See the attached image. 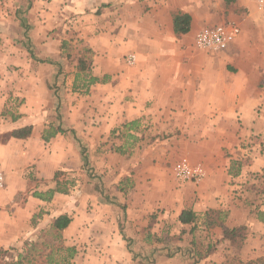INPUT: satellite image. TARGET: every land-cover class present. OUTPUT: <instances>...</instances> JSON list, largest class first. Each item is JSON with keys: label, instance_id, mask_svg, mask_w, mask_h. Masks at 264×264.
<instances>
[{"label": "crops", "instance_id": "crops-1", "mask_svg": "<svg viewBox=\"0 0 264 264\" xmlns=\"http://www.w3.org/2000/svg\"><path fill=\"white\" fill-rule=\"evenodd\" d=\"M77 1L86 11L109 6L105 14L114 11L115 15L111 21H105L106 28L97 31L98 35L92 32V45L100 48H93L91 71L70 69L69 56L57 51L59 41L54 34L47 37L50 30L45 28L48 32H42L46 38L36 40L45 44V48L40 46L39 58L35 55L42 59L39 65L25 56L19 61L22 69L18 74L5 71L0 77V171L6 178L5 187L0 189V248H18L22 252L26 241H41L53 219L68 214L72 223L63 231V240L78 250L71 264H137L131 251L139 252L140 245L146 253L152 251V238L163 233L166 217L159 218V224L153 227L149 216L154 208L148 194H140L139 171L131 180L128 195L122 188L112 196L89 191L67 195V201L81 203L76 212L73 207L64 212L57 210L55 205L62 195L55 193L50 198L47 193L55 189L58 172L70 175L79 169L83 152L97 165L98 172L119 176L117 181L126 175L132 177L143 161L137 157L138 148L126 152V142L109 147L110 135L136 140L148 129L145 125L153 123L149 132L160 136L157 124L179 123L189 129V150L194 147L193 151L202 154L205 147L214 146L221 153L224 146L231 154L205 167V178L190 187L195 186L201 198L200 210L192 209L199 216L196 230L204 225L216 235L217 245H228L221 227L204 224L208 212L212 215L226 211L229 222L236 219V225L229 224L230 228H248L242 249L246 251L245 261L252 264L264 257V13L256 8V2L252 3L254 8H248L242 33L234 45L224 53L209 54L196 51L194 43H185L190 33L175 35L174 16L168 15L173 8L170 5H175L172 0H163L162 4L168 3L169 8L153 5L149 15L136 17L133 10L139 0ZM46 7L52 10L55 5L52 2ZM69 9L73 10L72 6L65 4L57 19L66 22ZM39 11L42 13L38 17L31 16L32 12L30 17L38 20L48 16L46 11ZM124 12H132L134 18L125 23L121 20ZM48 17L47 26L55 21L54 16ZM145 17L150 19L149 23ZM140 27L149 29L141 33ZM127 32L129 35L124 34ZM125 44L136 51L129 54L135 57L134 63L123 72L125 68L117 65ZM108 75L113 76L112 80ZM94 78L99 81L92 82ZM76 86H85L82 91L91 93L90 99L94 101L79 100ZM109 89L112 93L107 92ZM100 108L102 112L96 114L95 110ZM133 122L136 128L128 130L125 125ZM207 124L208 131L204 130ZM27 126L33 127L28 138L11 136L14 130ZM51 127H61L65 134L58 133L46 142L43 136ZM143 159L146 161L147 156ZM204 161L209 164V158ZM118 162L123 165H117ZM148 165L146 174L153 170L151 161ZM90 203L94 210H84ZM183 210L174 221L180 235L190 233L192 228L180 223ZM39 213L42 217L33 224ZM212 254L207 250L197 255L198 264L219 261ZM89 255L97 257L89 261Z\"/></svg>", "mask_w": 264, "mask_h": 264}, {"label": "rangeland", "instance_id": "rangeland-1", "mask_svg": "<svg viewBox=\"0 0 264 264\" xmlns=\"http://www.w3.org/2000/svg\"><path fill=\"white\" fill-rule=\"evenodd\" d=\"M153 1L155 3L151 4ZM165 1L170 2V0ZM172 1L175 2V5H170V7L173 8L170 10V12H168L169 16H175L178 12L183 13V11H187L192 16V33L190 32V37L185 39V43H187L189 46L194 43L193 39L195 35L201 30L224 23H234L238 25L241 28L242 33V25L245 23V16L248 13V8H254L252 3L256 2V0ZM52 2L55 7L50 10L46 6H49ZM43 3H46V5H42ZM162 3L163 0H139L133 10L134 17L139 14L142 16L149 15V10L154 6L160 7V5H163L169 8L167 5L168 3ZM65 4H70L73 10L69 9L71 13L68 15L69 17L67 21L63 22L62 20L57 19V17L59 14H61L60 10L64 8ZM255 4L256 8L258 9L257 3ZM35 6L37 11L34 8ZM108 7L109 6L99 8L96 7L95 9L86 11L81 6V2L77 0H69V2L65 0H0V77L5 73V71H8L14 75L18 74V72L22 69L19 61H23L25 56L32 60L33 64L34 62H37L38 66L42 59H37L35 55L39 58L41 53L40 46L45 48V44L44 42L42 44L36 43V40H39L40 38H46L44 32H46L48 29L50 31H47L49 33L47 37L54 34L56 39L59 41L58 44L60 50L57 51H61L65 57L69 56L67 60H69L68 65L72 67L70 69L80 71L78 68L80 60L82 59L86 64V71L88 69L91 71L95 56L93 48L95 49L100 47L97 45H92V39H90V37H92V32H94L95 35H98L97 31H103V28H106V20L109 19V21H111L113 18H115V15H113L114 11H108V13L105 14V9ZM39 10L46 11L47 14L45 15L54 16L55 21L51 22V25L47 26L46 22H49L47 20L49 17H44V13L42 15L43 17H39L38 20H35L34 17H30V12H32L31 16H36L37 14L38 17L39 14L42 13ZM131 14L132 12H124V14H122L121 20L124 19L125 23L129 22L130 19L134 18ZM145 21L146 23H149L150 19L145 17ZM33 22H35L37 26L34 27ZM38 22L39 25L37 24ZM42 23L44 24L42 25ZM119 28L123 29L121 26ZM145 29L149 28H139L141 33H143ZM42 30H44V32H42ZM41 33L44 35H41ZM111 33L113 34L114 31ZM124 34L129 35V32ZM132 51L135 52L136 50L131 49L128 44H125V49L121 50V57L118 59L120 64L117 66L119 68H125V71L123 72L128 71V68L131 67V63L129 62V54H131ZM196 51L201 52L198 49ZM56 54H58V52H56ZM108 76L110 80H112L113 76ZM81 84L82 81L79 85ZM76 89H79L76 91L78 94L77 98L79 100L82 98H87L90 101H94L93 99H90L92 96L91 93L82 91L85 89V86H76ZM110 91L111 89H109L107 92ZM102 110L103 109L101 108L100 111H97L96 109L95 113L99 114L102 112ZM154 125L155 124L153 123L148 125L146 124L145 126H149L148 129H144V134L142 132V136L137 137L136 140L131 138H126L124 140L123 138H119L112 134L107 140V144H111L109 147L122 142L124 144L126 142V152H130L131 149L133 150L135 147L138 148L137 157L143 161L144 156H147V160L144 162L142 161L143 163L141 162L139 170L132 172V177L130 175H126V177H121L120 180L117 181L119 176L110 174L109 172H98L97 165L94 164L91 158H87L85 156V152H83V163L81 165L79 164V169L70 175L62 174L59 177L60 182H62V185L64 186L63 188H65L67 191L64 194L60 193L62 197H60V199L57 201L55 208L64 212L65 210H70L73 207L74 212H76V208L79 207L81 203H77L76 200L67 201V195L78 196L81 194H86L88 191L90 193L101 194L103 196L106 194H108L107 196H112L114 192H118V190L122 188L125 191V194L128 195L132 189L131 184H133V182L131 180H133L134 175H136L137 171H139L140 178L142 179L140 194H148L150 204L154 208L153 214L149 216L153 221V227H155L157 223L159 224V218L162 216L166 217L164 219L165 227L163 233L161 235L155 234L152 238V251L150 250L148 253H146L143 249V245H140L142 249L139 252L136 253L131 251L133 256L137 258V264H198L197 255L205 254V251L207 250L209 251V254L213 253V256L216 254L219 261H205L201 264H250L249 262L245 261L246 251H242L243 246L241 249H236L234 247H229L230 245L228 244V246L225 243L217 245L215 241L217 238L216 235L212 233V230L207 231L206 228H204V225H200L201 228L198 230L184 235H180V230H177L174 227V221H176V216L180 210H183L184 208H191L193 210L196 208L197 210H200L199 208L201 204V198L198 196L199 191L195 190V186L190 188L192 185H194L192 183L195 182H188L184 184L180 183L175 177L174 167L176 164L183 159H187L192 166L201 165L205 169V167L208 168V165L211 166L215 164V161L217 160L230 157L231 154L227 153L228 151L224 148V146L221 147V153L219 148L214 146L205 147V152L201 150L202 154H200V151H193L194 147H191L192 150H189L187 142L192 139L191 136H187L189 135V129L185 130V128L181 127L182 125L179 123L174 125L166 124V126L165 124L160 125L159 123L157 125L161 133L160 136H155L153 135V132H149V129H152ZM208 129L209 126L207 124L204 127V130L208 131ZM145 131L148 132L146 133ZM162 135H164V137H162ZM75 140L81 143L79 139L76 138ZM202 141L209 142L210 139H202ZM131 155H134L133 152ZM207 158H209V164H206L204 161V159ZM150 161L152 162L153 170L147 172L146 174L145 167L149 166L148 163ZM112 162L113 161L109 163ZM116 164L120 165L122 163L118 162ZM115 181L117 182L114 183ZM94 208L95 207L90 203L86 205L84 210H88L90 212L93 211ZM225 212H222L223 216L225 217L223 220L224 226L229 227V224L231 226L236 225V219L233 222H229V218L225 216ZM214 216L218 218V213L215 212ZM188 230H190V227ZM218 236L221 235L218 234ZM41 238V241H36L38 244L47 242L54 248L61 246L59 245L58 240H55L51 234H42ZM191 240L196 242L198 246L195 247L192 245ZM199 244L202 245L200 246ZM65 245L71 247L67 243H65ZM205 246L208 247L205 248ZM209 248L211 250H209ZM17 251L20 252V249ZM47 252H50V250H47ZM36 254L37 253L34 252V256ZM60 254L65 255L64 252H60ZM14 255H17V252L14 253ZM55 256L58 258L60 255L58 253ZM95 257L97 256L89 255L88 260L90 261ZM258 260H262L263 262L264 257ZM1 261L2 260H0V262ZM40 261L41 259L36 258V262Z\"/></svg>", "mask_w": 264, "mask_h": 264}, {"label": "trees", "instance_id": "trees-1", "mask_svg": "<svg viewBox=\"0 0 264 264\" xmlns=\"http://www.w3.org/2000/svg\"><path fill=\"white\" fill-rule=\"evenodd\" d=\"M33 1V0H31ZM192 29V16L189 13H182L178 12L173 17V30L177 37H182L191 32ZM86 64L84 60H80L79 64V70L84 71L86 70ZM104 79H107V76L104 77ZM99 81V79L94 78L92 82ZM125 127L128 130H131L133 128H136V123H127ZM33 127L27 126L24 128H20L17 130H14L11 133V136L16 139H26L28 138L32 133ZM61 133L65 134V131L61 128H52L46 132V134L43 136L44 140L48 142L51 138H53L56 134ZM64 174L63 172H58L55 176V180H57V185L54 190H51L47 193L48 197L50 198L55 193H66V189L63 188L62 182H60L59 177ZM37 197L42 198L43 195H38ZM44 199V198H43ZM46 200V199H45ZM211 213L208 212L206 221L204 222L207 227L209 226H219L223 230V238L228 242V244L231 247H234L236 249H241L244 245L247 237H248V228L245 225L235 226V227H225L223 220L225 217L223 216L222 212L218 213V218H216ZM42 214L35 215L33 218V224L36 223L37 218H41ZM219 220V222H218ZM179 221L182 225H190L192 226L191 232H194L197 229V225L199 223V216L196 212H194L192 209H184L179 217ZM72 223V218L68 214H62L56 218L53 219V221L50 224V229L46 233L43 232L44 235L51 234L52 237L55 240H58L59 246L58 248L52 247L47 242H43L41 244L36 243H30L29 241H26L24 244V250L21 252L17 251L18 248H12L10 250H5L0 248V262L4 264H71L72 260L77 256L78 250L76 247H69L66 246L63 240L62 233L65 231L70 224ZM47 250H50V252H47ZM211 250V249H210ZM17 252V255H14V253ZM34 252L37 253L34 256ZM46 252V253H45ZM60 252H64L65 255L60 254ZM58 258H56V254H58ZM34 256V258H33ZM36 258L41 259L40 262H36ZM8 259V260H6ZM252 264H264V261L257 260L256 262H253Z\"/></svg>", "mask_w": 264, "mask_h": 264}, {"label": "built area", "instance_id": "built-area-1", "mask_svg": "<svg viewBox=\"0 0 264 264\" xmlns=\"http://www.w3.org/2000/svg\"><path fill=\"white\" fill-rule=\"evenodd\" d=\"M258 9L264 13V0H256ZM241 35V28L234 23H224L205 28L198 32L194 38L196 49L209 53L220 54L228 51ZM134 56H130L129 62L133 64ZM174 174L180 183H200L205 178V169L201 166H192L187 159H183L174 167ZM6 178L0 171V189L5 187Z\"/></svg>", "mask_w": 264, "mask_h": 264}]
</instances>
